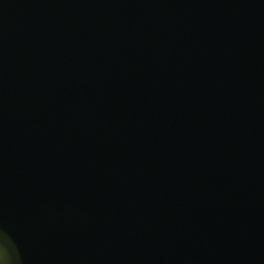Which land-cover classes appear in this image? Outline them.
I'll list each match as a JSON object with an SVG mask.
<instances>
[{"label": "water", "instance_id": "95a60500", "mask_svg": "<svg viewBox=\"0 0 264 264\" xmlns=\"http://www.w3.org/2000/svg\"><path fill=\"white\" fill-rule=\"evenodd\" d=\"M0 264H264V0H0Z\"/></svg>", "mask_w": 264, "mask_h": 264}]
</instances>
